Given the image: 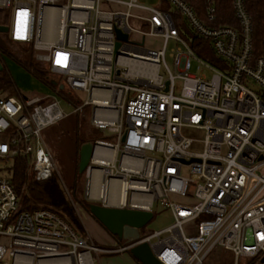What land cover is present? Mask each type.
Returning <instances> with one entry per match:
<instances>
[{
	"label": "built area",
	"instance_id": "obj_1",
	"mask_svg": "<svg viewBox=\"0 0 264 264\" xmlns=\"http://www.w3.org/2000/svg\"><path fill=\"white\" fill-rule=\"evenodd\" d=\"M145 1L0 0V11H10L13 41L32 44L69 92L85 94L75 113L89 107L90 124L115 138L93 143L84 198L151 213L163 202L174 223L103 249L49 209L20 211L0 170V264H95L101 253L144 242L162 264H206L217 247L235 264H264V47L258 55L246 0H219L228 1L236 25L217 24L216 0H204L199 12L186 0H163L167 10ZM180 23L220 63L200 57ZM117 29L129 36L118 50ZM67 115L55 97L0 89V162L30 159L39 182L56 175L43 130ZM185 128L206 133L202 152L191 151Z\"/></svg>",
	"mask_w": 264,
	"mask_h": 264
},
{
	"label": "rangeland",
	"instance_id": "obj_2",
	"mask_svg": "<svg viewBox=\"0 0 264 264\" xmlns=\"http://www.w3.org/2000/svg\"><path fill=\"white\" fill-rule=\"evenodd\" d=\"M148 4V1L146 2ZM7 16L8 18V27H10L11 19H10V11L9 10H2L0 11V18L1 16ZM1 20V19H0ZM186 31L190 34L186 37V39H190L192 41L193 35L191 34L188 28H185ZM6 37L10 38L8 34H1L0 33V43H3ZM148 44L154 45V47L159 48L161 42L159 40L148 39ZM202 42V41H201ZM202 46L203 50L206 51L205 53L212 54V57H216V55L212 52L211 47L208 43H203ZM176 47L175 42H171L167 48V63L173 69V60L169 57L170 51L172 48ZM34 49V48H33ZM34 57L36 59V51L34 50ZM217 58V57H216ZM0 62H2L5 66L6 72L10 75L11 80H13V84L15 87L16 97L23 96L25 98H34V97H52L57 98L61 104L63 111L68 114L63 120L59 121L58 123L46 128L43 130V136L51 152L53 154L55 163H56V177L58 178L59 182L63 183V188L65 189V193L71 203V207L73 209L75 218L79 222L80 228L74 226V230L79 234L85 237H88L91 241H93L97 246L103 249H119L125 243L118 241L116 238L112 237L106 230L102 228V226L97 222V219H94L90 212L82 206L81 202L84 201V189L85 188V174H82L81 178L79 179L78 186H80L81 192H78V196H76L72 191V186L75 184V163H76V145L75 140L77 137L78 132L81 129H84L83 126L86 123H90L88 115L90 114V108L86 107L83 109L82 112H76L75 108L78 105H81L85 99V94H81L78 92H69L66 90V96L68 95L70 99L64 97L63 95L55 92L50 86L45 84L43 81H40L33 73L30 72L27 68H25L22 64L17 62L12 58H8L7 56L1 57ZM193 72L197 73L196 66L197 63L194 62ZM50 71V70H49ZM161 74L164 73L161 70ZM48 80L52 81H60V77L58 74H54L51 71L48 73ZM182 82L177 80L176 81V88L175 94L179 95ZM72 98V99H71ZM184 136L194 140L193 148H191L192 152L200 153L203 151V141L205 139V132L203 130H199L196 128H185L182 130ZM97 134L100 140L114 142L115 138L112 134H110L107 130H97ZM14 161L10 163H1L0 162V170L3 171L4 174L10 176V169L14 165ZM33 173V171H32ZM184 175H188L187 170H184ZM82 193V194H81ZM172 200L178 201L180 203H184L183 200H179L175 197H172ZM88 203H95L86 200ZM169 207L166 206L163 202H156L153 208L154 218L140 230L141 234L152 233L154 231H160L173 222V216L168 209ZM93 219L95 223L100 225L103 231L111 237L112 243L114 246H107L108 244L103 245V243L96 242L94 239L90 238V232L93 234V228L90 230L89 226L86 224V219ZM95 233V231H94ZM96 234V233H95ZM115 253V252H114ZM113 253V254H114ZM110 254V253H107ZM113 255H105L100 254V257L103 259H110ZM235 255L231 252L224 250L220 247L215 248L210 255H208L206 259V264H235ZM119 257L112 258L111 263L104 264H131L125 260H117ZM251 263V261H250Z\"/></svg>",
	"mask_w": 264,
	"mask_h": 264
},
{
	"label": "trees",
	"instance_id": "obj_3",
	"mask_svg": "<svg viewBox=\"0 0 264 264\" xmlns=\"http://www.w3.org/2000/svg\"><path fill=\"white\" fill-rule=\"evenodd\" d=\"M186 1L193 5L196 10H198V12L201 11L202 6L204 5V0ZM216 1H218L219 6L218 13H220V20L217 24L236 25V21L232 16L230 4L228 3V1L227 3H219V0ZM246 5L254 23L255 48L257 54L259 55L264 47V0H246ZM201 16L204 20H206L204 14H201ZM0 19V25H8L7 16H1ZM180 25L182 26V35L187 37L190 33L186 31V25H184V23H180ZM201 41V39L193 36L191 45L196 53L209 62H212L214 64L220 63V60L217 56V58H214L212 57V54L205 53L206 51H204L202 48V46H204L202 44L203 41ZM33 51L34 49L32 44L16 42L9 37H6L3 43H0L1 57L7 56L8 58L16 60L30 72L32 71V73L40 81H43L45 84L50 86L55 92L70 99V97L68 95L66 96L65 93L67 89L63 86V77L59 75L62 82L48 80V73L50 72L49 68L45 64L35 59ZM0 78V89L4 90L9 96H16L15 87L12 82L13 80H11L10 75L8 74V72H6L5 68L2 72H0ZM83 127L84 129H81L78 132L74 143L76 145L77 155L75 163V184L71 188L76 196H78V192H81L80 186H78L79 179L82 176V174L79 173L81 147L84 144L90 142L94 143L96 140H99V136L97 134L98 129L94 128L88 122ZM14 162L15 163L13 167L10 169L11 171L9 177L21 201L20 211L33 212L38 209H49L59 215L65 222L70 225V227L73 228L74 226H76L80 228L79 222L75 218L73 209L71 207V203L56 175L48 180L39 182L35 179L34 174L32 173V163L30 159L25 157H18L14 160ZM81 204L83 207H85V209L89 211L91 203H88L85 199V202L82 201Z\"/></svg>",
	"mask_w": 264,
	"mask_h": 264
},
{
	"label": "water",
	"instance_id": "obj_4",
	"mask_svg": "<svg viewBox=\"0 0 264 264\" xmlns=\"http://www.w3.org/2000/svg\"><path fill=\"white\" fill-rule=\"evenodd\" d=\"M0 33L8 34L9 27L0 25ZM116 50L121 46V42L128 41V34L117 29ZM4 70L0 62V72ZM167 84L166 91H168ZM94 150L92 142L84 144L80 150L79 173L85 174ZM89 212L94 219L105 229L112 237L124 243L137 242L140 239V230L144 228L153 218L151 212L136 210H125L118 208L105 207L102 204L92 203ZM130 255L140 264H162L158 261L149 243H140L130 248ZM264 261V259L262 260Z\"/></svg>",
	"mask_w": 264,
	"mask_h": 264
},
{
	"label": "crops",
	"instance_id": "obj_5",
	"mask_svg": "<svg viewBox=\"0 0 264 264\" xmlns=\"http://www.w3.org/2000/svg\"><path fill=\"white\" fill-rule=\"evenodd\" d=\"M147 1H148V4H154L156 6H159L160 8L166 9V10L169 9L168 5L163 0H147ZM147 1H145V3ZM86 224L89 226L90 230L93 228V234L90 232V238L91 239H94L96 242L103 243V245L108 244L107 246H109V245L112 247L114 246V244H111L112 239H109L111 237H109L105 233V231L102 230L103 227L101 228L100 225H98L97 223H95L93 221V219L87 218ZM94 231L96 234L94 233ZM101 254L113 255V256H111L110 259H103L100 257V254H99V257L95 259V264H104V262L111 263L112 258H115V257H119L117 260H125L131 264H140L130 255V252H119V253H114V254L113 253H110V254L101 253Z\"/></svg>",
	"mask_w": 264,
	"mask_h": 264
},
{
	"label": "snow or ice",
	"instance_id": "obj_6",
	"mask_svg": "<svg viewBox=\"0 0 264 264\" xmlns=\"http://www.w3.org/2000/svg\"><path fill=\"white\" fill-rule=\"evenodd\" d=\"M20 15H22V16H26V13H21Z\"/></svg>",
	"mask_w": 264,
	"mask_h": 264
}]
</instances>
